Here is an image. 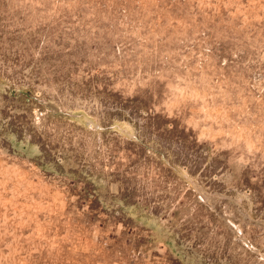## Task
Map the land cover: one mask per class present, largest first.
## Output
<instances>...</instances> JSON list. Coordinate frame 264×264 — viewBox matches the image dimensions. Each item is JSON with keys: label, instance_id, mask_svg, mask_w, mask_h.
Masks as SVG:
<instances>
[{"label": "rangeland", "instance_id": "1", "mask_svg": "<svg viewBox=\"0 0 264 264\" xmlns=\"http://www.w3.org/2000/svg\"><path fill=\"white\" fill-rule=\"evenodd\" d=\"M0 264H264V0H0Z\"/></svg>", "mask_w": 264, "mask_h": 264}]
</instances>
